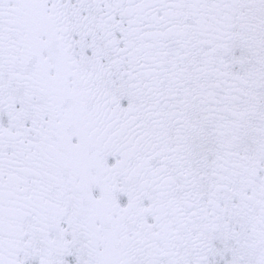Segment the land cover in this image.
Listing matches in <instances>:
<instances>
[{
    "label": "snow or ice",
    "instance_id": "6c2138e0",
    "mask_svg": "<svg viewBox=\"0 0 264 264\" xmlns=\"http://www.w3.org/2000/svg\"><path fill=\"white\" fill-rule=\"evenodd\" d=\"M0 264H264V0H0Z\"/></svg>",
    "mask_w": 264,
    "mask_h": 264
}]
</instances>
